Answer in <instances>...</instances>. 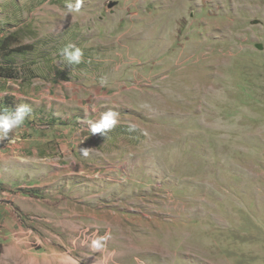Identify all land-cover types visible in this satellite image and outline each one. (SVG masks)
Wrapping results in <instances>:
<instances>
[{
    "label": "rangeland",
    "instance_id": "374dc122",
    "mask_svg": "<svg viewBox=\"0 0 264 264\" xmlns=\"http://www.w3.org/2000/svg\"><path fill=\"white\" fill-rule=\"evenodd\" d=\"M2 39L0 264H264V0H0Z\"/></svg>",
    "mask_w": 264,
    "mask_h": 264
},
{
    "label": "clouds",
    "instance_id": "9594fccd",
    "mask_svg": "<svg viewBox=\"0 0 264 264\" xmlns=\"http://www.w3.org/2000/svg\"><path fill=\"white\" fill-rule=\"evenodd\" d=\"M83 4V0H66L67 10L72 12H79ZM61 56L66 62L67 66H75L82 62L83 51L75 44L68 43L61 49ZM31 108L27 104H20L15 111L7 109L0 110V141L8 139L14 142L15 130L20 129L26 118L31 113ZM119 123V113L114 110H107L103 112L95 121H89V131L92 135L101 134L106 135L108 131L114 128ZM10 134H12L10 136ZM82 154L88 156V150L82 149Z\"/></svg>",
    "mask_w": 264,
    "mask_h": 264
},
{
    "label": "trees",
    "instance_id": "16d2710c",
    "mask_svg": "<svg viewBox=\"0 0 264 264\" xmlns=\"http://www.w3.org/2000/svg\"><path fill=\"white\" fill-rule=\"evenodd\" d=\"M9 46H11V44H9L7 41H6V39H2V40H0V56H2V52L3 51H5V50H7V49H9ZM27 50H23L22 51V49H20V48H17V49H14V51L13 52H26ZM7 54V53H6ZM9 54V56H12V53H8ZM8 65L9 66H12V64H10V62L8 61L7 62V65H5L6 67H4L3 66V63L2 62H0V75H5L6 73H3L5 70H7L8 69ZM12 67H10V69H11ZM10 76H11V73H10Z\"/></svg>",
    "mask_w": 264,
    "mask_h": 264
},
{
    "label": "water",
    "instance_id": "95a60500",
    "mask_svg": "<svg viewBox=\"0 0 264 264\" xmlns=\"http://www.w3.org/2000/svg\"><path fill=\"white\" fill-rule=\"evenodd\" d=\"M113 4H110V6H112Z\"/></svg>",
    "mask_w": 264,
    "mask_h": 264
},
{
    "label": "crops",
    "instance_id": "0c3cea01",
    "mask_svg": "<svg viewBox=\"0 0 264 264\" xmlns=\"http://www.w3.org/2000/svg\"><path fill=\"white\" fill-rule=\"evenodd\" d=\"M12 213H14V212H12Z\"/></svg>",
    "mask_w": 264,
    "mask_h": 264
}]
</instances>
